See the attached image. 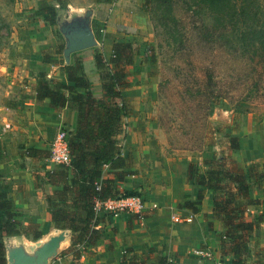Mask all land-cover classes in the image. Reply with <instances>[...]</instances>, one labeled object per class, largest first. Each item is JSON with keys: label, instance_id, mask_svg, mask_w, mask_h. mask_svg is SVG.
<instances>
[{"label": "trees", "instance_id": "obj_1", "mask_svg": "<svg viewBox=\"0 0 264 264\" xmlns=\"http://www.w3.org/2000/svg\"><path fill=\"white\" fill-rule=\"evenodd\" d=\"M59 1L55 2L61 7ZM148 1L160 13L153 27L157 51L159 55L167 52L180 60L181 65L190 66L193 82L192 89L186 92V101L194 104L192 100L200 99L201 104L194 105L203 110L206 118L211 104L220 99L230 101L229 95L235 90L244 94L239 100L243 106H234L236 113L247 112L248 100L255 99L256 95L264 97V0ZM178 8L184 13L177 18L173 12ZM33 16L47 26H56L59 13L53 5L41 4ZM93 32L98 44L104 37H109L100 35L95 29ZM193 46L210 54L227 56L224 64L232 59L240 60L242 68L236 76L237 87L222 79L215 80V70L210 64L198 74L189 60ZM89 50L71 54L67 65L61 61L60 72L67 84L47 79L45 73L39 72L33 87L36 104L47 100L48 107L55 111L70 105L76 115L75 127L67 139L69 164L33 175L35 181L56 188L45 195L46 211L53 228L68 229L72 233L65 251L92 247L100 239L101 220L97 217L100 210L96 209V203L120 197H141L138 190L121 192L116 187L124 177L134 174L130 170L132 159L122 156L118 137H123V119L130 114L122 91L129 85L127 78L131 73L127 68L133 64L135 50L131 44L113 42L107 63L101 53H93L94 84L84 70L87 61L76 57ZM41 62L49 63L45 57ZM186 70L182 66L180 71L184 75L182 79L185 78L184 84L188 83ZM178 73L179 70L176 76ZM228 143L230 150H238L237 138H229ZM17 150L18 153L24 150L27 159L48 157V150L23 146H18ZM1 159H4L2 145ZM203 166L198 169L192 163L187 164L186 178L199 190L193 202H184L181 206L197 214L205 190L211 191V213L221 225L220 256L228 257L229 264H244L249 255L248 241L262 222L261 212L251 219L246 218V212L249 207L264 204V200L250 199L248 191L256 187L264 194V165L251 163L241 169L222 157L221 160L205 161ZM7 189L0 175V264H5L3 237L26 236L30 241H36L41 236L36 225L23 226L16 220L18 214L11 207ZM157 264L169 263L161 258Z\"/></svg>", "mask_w": 264, "mask_h": 264}, {"label": "rangeland", "instance_id": "obj_2", "mask_svg": "<svg viewBox=\"0 0 264 264\" xmlns=\"http://www.w3.org/2000/svg\"><path fill=\"white\" fill-rule=\"evenodd\" d=\"M55 1L0 0V107L4 105L1 102L8 93L12 96L22 90L30 91V83L39 73L31 70L39 66L42 57L56 67L58 75H62L60 68L64 64L62 65L61 54L58 52L61 51L63 40L57 35L56 26H47L33 16L34 10L41 4H50L56 8L60 18L67 19L72 14L92 9L93 29L98 30L100 35L107 34V29L112 30L116 36L114 40H124V43L131 44L135 50L133 61L136 59L139 63H133L127 68L131 75L127 78L129 85L123 92L132 97L134 110L138 114L143 113L146 121L157 127L159 133L156 140L160 154L186 158L198 169L204 168L205 161L221 160L222 157L227 162L233 161L241 169L253 162L263 163L264 97L256 95L255 99L248 100L247 112L236 113L234 106H243L241 104L244 103L239 100L244 94L235 90L236 92L230 93L232 96L229 95L230 101L220 99L211 104L206 118L203 110L194 105L201 104L200 99L192 100L194 104L186 101V92L192 89L193 82L190 66L181 65L180 60L167 52L159 55L157 51L153 27L160 13L153 3L148 0H60L62 6L58 7ZM183 13L184 10L178 8L173 15L178 18ZM96 52L101 53L105 62H108L110 55L105 56L101 46L79 53L76 57L86 61V58ZM153 58L155 61L152 63ZM226 58L227 56L210 54L209 51L194 46L189 53V60L198 74L210 64L215 70V80L222 79L237 87L236 76L242 68L241 61L232 59L224 64ZM182 66L187 68L184 73L187 75V84H184V75L180 73ZM84 70L94 84L96 75L92 61L84 62ZM45 75L50 79L48 73ZM216 110L220 111L217 116ZM138 117L141 119L140 115ZM25 124V120L21 118L12 134V148L16 150L20 167L27 169L32 176L42 175L46 166L55 170L58 165H51L46 159H27L24 157V150L18 153V146L30 148L26 146ZM62 129L67 139L70 138L71 131ZM122 130L124 135V128ZM232 137L237 138L236 151L228 147V139ZM0 145L4 149L1 141ZM35 182L36 185H44ZM244 264H264V248L256 246L253 251L249 249Z\"/></svg>", "mask_w": 264, "mask_h": 264}, {"label": "crops", "instance_id": "obj_3", "mask_svg": "<svg viewBox=\"0 0 264 264\" xmlns=\"http://www.w3.org/2000/svg\"><path fill=\"white\" fill-rule=\"evenodd\" d=\"M106 33L105 36L109 37H104L97 46H101L108 57L113 42L124 43V40H114L116 36L112 30L107 29ZM86 61H92V55ZM133 63L139 62L135 59ZM50 65L41 62L31 71L48 73L50 79L67 84L64 75H58L56 67ZM34 83L33 79L30 91L22 90L12 96L8 93L1 102L4 105L0 107V141L4 146V159L0 160V175L8 186L11 207L18 214L16 220L23 226L36 225L40 238H43L53 230L46 211L45 195L56 188L47 184L36 185L28 170L20 167L16 150L12 148V134L23 118L26 122V146L47 150L58 127L73 131L76 115L70 105L55 111L48 107L47 100L36 104ZM122 94L124 98L126 96L130 114L123 119L124 135L118 138L122 156L132 159L130 170L134 174L124 177L116 187L121 192L138 190L143 210L139 214L121 213L115 216L97 213L101 220V237L96 244L65 251L69 246L66 244L63 253L50 264H157L161 258L169 264H195L205 253L221 257V225L211 213L212 192L205 190L197 214L181 206L184 202H193L199 190L186 178L188 159L160 154L157 127L149 124L143 113L138 114L134 110L130 95L123 91ZM45 171L51 170L46 166ZM248 196L252 200H264L263 190L256 187L249 189ZM258 212L262 214V222L249 239L250 251L256 246L264 248V204L249 207L246 218L251 219ZM22 237L30 241L29 237ZM223 259L229 264L228 257Z\"/></svg>", "mask_w": 264, "mask_h": 264}, {"label": "water", "instance_id": "obj_4", "mask_svg": "<svg viewBox=\"0 0 264 264\" xmlns=\"http://www.w3.org/2000/svg\"><path fill=\"white\" fill-rule=\"evenodd\" d=\"M92 9L81 14H72L67 19L57 17L56 27L63 40L61 58L64 65L70 61V55L97 47L91 17ZM220 111L216 110L215 115ZM220 159V158H218ZM72 233L68 229H55L36 241L26 242L22 236L2 238L5 264H50L58 257L66 244L70 243Z\"/></svg>", "mask_w": 264, "mask_h": 264}, {"label": "built area", "instance_id": "obj_5", "mask_svg": "<svg viewBox=\"0 0 264 264\" xmlns=\"http://www.w3.org/2000/svg\"><path fill=\"white\" fill-rule=\"evenodd\" d=\"M100 31V30H99ZM47 162L54 165L66 166L70 162L67 147V137L64 130L60 127L54 132L48 144ZM96 209L106 216H115L121 213L139 214L142 208V198L139 196L120 197L107 199L103 202L96 203ZM188 221V220H186ZM195 264H226L223 257H214L210 253H205L196 260Z\"/></svg>", "mask_w": 264, "mask_h": 264}]
</instances>
